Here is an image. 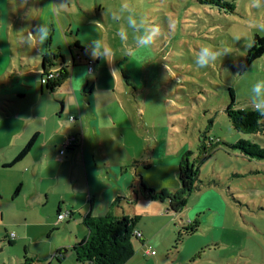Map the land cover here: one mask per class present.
I'll return each instance as SVG.
<instances>
[{"label": "rangeland", "instance_id": "374dc122", "mask_svg": "<svg viewBox=\"0 0 264 264\" xmlns=\"http://www.w3.org/2000/svg\"><path fill=\"white\" fill-rule=\"evenodd\" d=\"M229 1L234 3L232 11L207 0H129L138 16L147 17L162 30L151 49L136 51L130 29L126 41L117 35L121 26L127 27L126 20L116 21L110 15L123 0L74 2L83 18L88 10L91 19L100 21L102 34L97 32V38L114 54L111 64L105 63L107 75L113 70L117 86L128 93L127 100L122 96L127 115L119 118L129 136V168L136 160L145 186L168 192L178 189L175 160L184 153L198 169L197 187L186 195L178 212L167 209L166 198L139 196L133 226L142 223L148 234L143 245L140 238L131 236L134 251L122 264H156V256L157 264H264V157L247 156L231 145L243 138L264 148V120L262 130L243 132L232 127L225 111L229 88L234 107L252 108L251 88L264 80V52L245 64L253 35L264 33L256 27L264 22V7L250 8L249 0ZM17 2L0 0V41L10 45L14 55L24 46L17 40L27 36L24 29H16L18 18L15 23L11 18L17 15ZM170 19L180 22L174 33L169 29ZM92 34L81 30L82 43H91ZM203 46L223 50L225 55L213 65L199 68L195 56ZM85 48H78L79 52ZM7 64H11L9 57L0 55V104L9 103L10 93L4 87L13 82L12 75L3 72ZM59 108L58 103L56 110ZM0 112H5L1 106ZM112 136L115 142L117 136ZM146 160L150 165H143ZM126 203L135 205V201ZM1 209L6 219L19 217L10 200H0ZM49 214L56 216L55 212ZM68 221L46 226L37 233L36 241L20 239L17 227L8 225L7 232L16 236L9 242L0 228V264H21L25 249L27 256L40 251L47 258L63 244V225ZM145 245L156 254L146 253Z\"/></svg>", "mask_w": 264, "mask_h": 264}, {"label": "crops", "instance_id": "0c3cea01", "mask_svg": "<svg viewBox=\"0 0 264 264\" xmlns=\"http://www.w3.org/2000/svg\"><path fill=\"white\" fill-rule=\"evenodd\" d=\"M60 2L18 0L17 15L11 17L14 23L18 18L16 29H24L27 35L38 24L48 25L50 34L41 46V55L37 56L38 49L29 45L20 46L14 55L10 45L6 47L0 41V55L8 56L11 62L3 72L13 78L10 87H4L10 93L9 103L0 104L5 109L4 113L0 112V200L4 203L10 200L15 215L19 216L6 219L0 210L3 237L12 242L16 236L7 232V227L15 225L20 239L36 241L37 233L46 230V226L52 228L69 218L63 225L66 231L63 244L53 253L46 250L50 251L47 258L40 251L27 256L25 249L24 259L36 258L34 262L38 264H79L71 246L88 235L83 217L87 214L136 217V203L145 194L141 169L134 164L136 160L130 164L132 169L129 168V136L119 118L120 114L127 115L122 96L127 100L128 93L117 86L118 76L113 70L107 75V62L93 59L87 51L81 54L78 49L91 44L82 43L81 30L92 31L95 36L92 40L101 39L96 34H102L100 21L91 19L88 10H84L83 18L74 5L75 0H69L66 9H55L53 4ZM17 42L22 45L21 39ZM50 52L56 55L52 58L56 64L52 66L65 69L60 84L51 90L40 82L42 55ZM58 103L60 108L56 110ZM5 106L10 107L9 111ZM143 123L142 120L140 124ZM112 133L117 136L115 142ZM33 134L34 140L26 154L11 162ZM70 134L75 135V143L59 153L64 138ZM175 161L178 165L179 160ZM143 165H150L149 160ZM128 200L135 201V205L127 206ZM63 210H69V214L57 219V213ZM50 211L56 216H49ZM133 230L140 231L141 236L136 237L143 245L148 234L144 225L136 223ZM144 251L156 254L149 252L148 245ZM154 258L157 264V256Z\"/></svg>", "mask_w": 264, "mask_h": 264}, {"label": "trees", "instance_id": "16d2710c", "mask_svg": "<svg viewBox=\"0 0 264 264\" xmlns=\"http://www.w3.org/2000/svg\"><path fill=\"white\" fill-rule=\"evenodd\" d=\"M219 7H223L226 11H232L234 3L229 0H207ZM264 52V33L254 34L252 37L251 46L247 48L245 56V64L251 62L260 54ZM51 53V52H50ZM56 55L43 54L42 55V68L51 67L56 62L53 60ZM53 58V59H52ZM65 75L64 67L61 69V74L53 79H50L44 85L48 89H53L56 85L60 84ZM230 90V101L225 107L226 114L233 128L243 132H257L263 129L262 122L264 117L259 116L253 108H238L233 106V95ZM35 134H33L19 152L15 155L11 162L20 159L29 150ZM209 140H214L211 138ZM218 139L215 140L217 142ZM250 157H264V148L258 145L256 142L240 138L231 144ZM184 153L177 165V177L179 180L178 189L172 192H168L165 189L156 190L145 186L141 182V186L144 188L145 194L150 197L166 198L167 209L178 212L185 204V197L194 188L197 187V180H199L197 173V167H194L185 156ZM134 217L121 216L116 217L113 215H85L83 222L88 228V235L81 238L72 244L75 260L83 264H122L127 258H129L133 251V245L130 240L133 233ZM197 223H193L191 227L196 228ZM21 264H38L32 259H24Z\"/></svg>", "mask_w": 264, "mask_h": 264}, {"label": "clouds", "instance_id": "9594fccd", "mask_svg": "<svg viewBox=\"0 0 264 264\" xmlns=\"http://www.w3.org/2000/svg\"><path fill=\"white\" fill-rule=\"evenodd\" d=\"M24 2L26 3L27 0H24ZM68 4L69 0H61L59 4H53V7L57 10L66 9ZM248 6L250 8H262L264 7V0H249ZM110 15L116 21L121 19L126 20L127 27L121 26L117 35L122 41H126L128 39V30L130 29L134 34L135 47L133 51L151 49L162 34L159 25L150 23L145 16H138L129 0H123L118 10H110ZM179 23L178 19L169 20V29L171 33L177 30ZM256 27L264 31V22L256 24ZM49 34L50 28L48 25L46 23H41L36 25L33 31H29L27 36H21V43L38 49L37 56H39L43 51L41 46L48 40ZM249 46H251V42ZM86 51L93 59L102 58L109 64H111L109 62V56L114 55L110 47L106 46L102 39L92 40L91 44L86 48ZM224 55L225 52L223 50L211 46H203L195 56V63L199 68H205L213 65ZM250 100L253 110L259 116L264 117V80H258L252 86Z\"/></svg>", "mask_w": 264, "mask_h": 264}, {"label": "built area", "instance_id": "2783aa9c", "mask_svg": "<svg viewBox=\"0 0 264 264\" xmlns=\"http://www.w3.org/2000/svg\"><path fill=\"white\" fill-rule=\"evenodd\" d=\"M87 68H88V70L91 69L90 63H88ZM40 73H41L40 82L43 84V83H46L47 81H49L50 79H53L54 77L59 76L61 74V67L60 66H51V67H47V68H42ZM69 119L70 120L73 119V116L70 115ZM75 140H76L75 135H72V134L67 135L62 142V146L59 149V153H63L66 148L73 145L75 143ZM68 214H69V210L59 211L57 213V219H61L62 217L66 216ZM133 233L137 237L141 236V233L139 230H133ZM11 235H13V234L11 233ZM149 252L154 253L155 251H154V249H149ZM87 264H90V263H87Z\"/></svg>", "mask_w": 264, "mask_h": 264}]
</instances>
